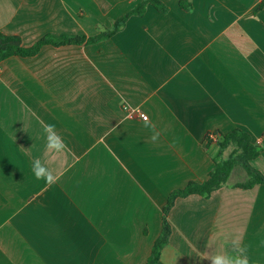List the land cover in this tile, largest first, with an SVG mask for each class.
I'll return each mask as SVG.
<instances>
[{"label":"crops","instance_id":"crops-1","mask_svg":"<svg viewBox=\"0 0 264 264\" xmlns=\"http://www.w3.org/2000/svg\"><path fill=\"white\" fill-rule=\"evenodd\" d=\"M163 1L167 14L149 5L108 40L0 62V264H146L170 193L234 152L218 134L247 132L264 175V0ZM141 2L0 0V32L25 47L90 37ZM49 124L61 152L46 146ZM248 179L237 165L209 198H178L159 264L237 247L264 264V185L235 187Z\"/></svg>","mask_w":264,"mask_h":264},{"label":"trees","instance_id":"trees-1","mask_svg":"<svg viewBox=\"0 0 264 264\" xmlns=\"http://www.w3.org/2000/svg\"><path fill=\"white\" fill-rule=\"evenodd\" d=\"M149 5L162 14H167L170 11L169 6H167L163 0H142V2L136 7L131 9L119 19L115 20L111 28H100L99 32L94 36L62 35L57 37L48 35L39 40L32 47H25L19 36L6 35L0 32V62L13 56L33 57L47 45L62 47L70 45L96 44L101 41L108 40L120 32L132 16H143ZM179 5L184 11H192L193 7L191 0H180ZM218 135V143L221 148V152L231 145L235 146L234 152L228 159H221L216 162L215 167L209 173L207 180L203 182L190 181L185 187L175 189L170 193L163 210L161 234L155 240L146 264H159L160 262L161 253L168 245L172 233V227L168 218L169 213L178 198H186L192 195L209 198L213 192L221 189L227 184L233 169L237 165H240L245 169L249 179L245 183L236 184L235 187L241 189H252L257 185H264V175L251 164V161L260 155V148L253 143L251 136L247 132L240 129H235L227 134ZM210 141L211 136L209 135L207 136V142Z\"/></svg>","mask_w":264,"mask_h":264},{"label":"clouds","instance_id":"clouds-1","mask_svg":"<svg viewBox=\"0 0 264 264\" xmlns=\"http://www.w3.org/2000/svg\"><path fill=\"white\" fill-rule=\"evenodd\" d=\"M147 126V117L144 118ZM54 125H47L44 129L46 133H49L47 136V148L52 151L61 152L65 149L66 145L63 143L62 139L55 135L53 129ZM159 138V133H154L152 140L155 141ZM32 171L37 180L44 179L47 183H53L54 177L51 172L41 164L39 160H35L32 165ZM235 245V242H234ZM237 255L227 256L222 254H216L211 257H206L210 261V264H250L248 258V249L246 247H237Z\"/></svg>","mask_w":264,"mask_h":264},{"label":"built area","instance_id":"built-area-1","mask_svg":"<svg viewBox=\"0 0 264 264\" xmlns=\"http://www.w3.org/2000/svg\"><path fill=\"white\" fill-rule=\"evenodd\" d=\"M2 71V68H1V66H0V72Z\"/></svg>","mask_w":264,"mask_h":264},{"label":"rangeland","instance_id":"rangeland-1","mask_svg":"<svg viewBox=\"0 0 264 264\" xmlns=\"http://www.w3.org/2000/svg\"><path fill=\"white\" fill-rule=\"evenodd\" d=\"M240 167H242V166H240Z\"/></svg>","mask_w":264,"mask_h":264}]
</instances>
